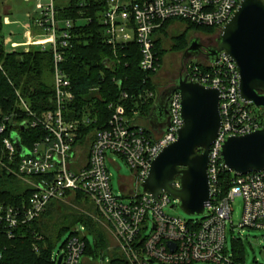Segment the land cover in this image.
Instances as JSON below:
<instances>
[{
	"label": "built area",
	"instance_id": "2783aa9c",
	"mask_svg": "<svg viewBox=\"0 0 264 264\" xmlns=\"http://www.w3.org/2000/svg\"><path fill=\"white\" fill-rule=\"evenodd\" d=\"M34 2L35 9L28 13L32 30L24 33L23 41L6 37L11 50H51L53 55L54 109L38 113L18 92L26 119L24 129L41 128L44 136L26 147V154L18 152L14 136L0 125L3 153L13 165L9 168L23 179L33 191L24 205L0 203V225L9 234L19 226L30 223L46 209L53 199H66L68 190L80 191L94 203L103 224L115 236L120 252L129 264H245L227 248L228 223L234 233L238 226L264 229V170L239 174L231 172L222 162L221 151L230 136L245 135L264 128V115L257 114L251 103L239 95V71L231 57L222 52L218 62L189 60L185 73L196 82L220 90L222 125L209 149L208 176L211 200L201 219L184 220L171 216L165 208L173 201L169 193L154 198L137 188L121 185L126 202L113 192L108 162L115 160L108 153L118 154L133 170L137 187L149 174L152 161L164 147L175 141L183 125L181 95L174 92L170 103L171 121L164 133L157 135L151 128L138 122L140 110L132 109V116L123 104H109L112 110L106 127L95 132L86 150L77 143L80 126L90 124L85 115L67 117L68 106L75 99L71 78L64 69L65 54L71 47L73 20H59L57 0H26ZM241 0H106L101 22L107 42L115 49L136 41L140 47V67L157 72L159 57L155 51L154 32L171 19L184 20L198 26H214L221 31L236 11ZM43 32L44 34H40ZM1 66V64H0ZM155 91L147 90L145 100H155ZM124 98L127 97L123 93ZM147 116V115H146ZM8 119V118H7ZM7 133V134H6ZM22 141V139H21ZM85 151V152H84ZM86 153V155H85ZM223 171L232 173L224 189ZM175 186L180 181L175 180ZM242 198L244 208L238 225L232 219L233 202ZM150 229L148 233L145 231ZM86 228L77 226L65 242L61 252L53 253L55 263L61 253L60 264H81L87 243ZM235 237V236H233ZM109 263L110 258H109ZM108 263V264H109Z\"/></svg>",
	"mask_w": 264,
	"mask_h": 264
},
{
	"label": "trees",
	"instance_id": "16d2710c",
	"mask_svg": "<svg viewBox=\"0 0 264 264\" xmlns=\"http://www.w3.org/2000/svg\"><path fill=\"white\" fill-rule=\"evenodd\" d=\"M106 6V0L57 2L58 19H71L75 23L71 47L66 51L63 64L75 93L74 101L68 106L67 117L81 118L85 115L91 119L90 124L80 126L77 138V143L85 149L93 141L95 132L107 126L112 113L109 104H123L130 116L132 109H138L146 116L154 100H145L142 96L147 90H157L154 77L158 71L148 72L140 67L141 52L136 41L115 49L107 42L101 22ZM173 21L168 20L159 28L163 36L155 37L157 30L154 32L160 66L166 52L161 45L169 37L168 27ZM187 25L190 30L208 33L218 30L214 26L188 22ZM4 26V16L0 15V125H6L7 133L17 130L23 144L30 147L43 138L44 131L37 127L22 130L21 123L26 119V113L21 108L18 92L38 113L54 109L53 55L51 50L42 51L37 46L30 47L28 51L23 48L11 50L4 42L8 36L4 33ZM173 38L172 50L186 49L188 41L185 34ZM123 93L127 94L126 98ZM263 115L262 111V118ZM4 135L0 133V203L21 206L28 201L33 188L9 169L13 163L3 153ZM231 177V172H222L224 189L228 188L227 182ZM82 225L86 228V255H109V264H129L120 251L111 248L109 233L94 203L84 193L71 190L67 191L66 199L51 200L39 217L19 226L11 234L0 225V264H56L53 253L57 243L65 233L69 236L73 229ZM88 235H92L94 244ZM234 252L236 258L243 260L241 242H237Z\"/></svg>",
	"mask_w": 264,
	"mask_h": 264
},
{
	"label": "water",
	"instance_id": "95a60500",
	"mask_svg": "<svg viewBox=\"0 0 264 264\" xmlns=\"http://www.w3.org/2000/svg\"><path fill=\"white\" fill-rule=\"evenodd\" d=\"M198 40L199 37L192 39L184 50L183 60L197 56L200 50ZM217 43V47L209 51L210 61L218 62L222 52L228 54L239 71L241 99L264 112V0H241L217 36ZM176 90L181 95L183 125L177 139L164 147L152 161L148 176L140 184V192L154 198L162 192L169 193L180 201L186 213L204 215L211 200L209 149L222 125L220 90L193 81L184 73L158 99L149 116L152 129L157 128L154 112H158L163 100ZM171 99L172 95L170 103ZM21 139L19 135L14 136L18 152L26 154L28 151ZM221 157L231 172L246 174L263 171L264 128L228 137L223 144ZM177 178L179 187L175 186ZM62 258L63 253L56 264H60Z\"/></svg>",
	"mask_w": 264,
	"mask_h": 264
},
{
	"label": "rangeland",
	"instance_id": "374dc122",
	"mask_svg": "<svg viewBox=\"0 0 264 264\" xmlns=\"http://www.w3.org/2000/svg\"><path fill=\"white\" fill-rule=\"evenodd\" d=\"M66 0H57V2L65 3ZM35 5L34 2H25L23 0H20V6L18 11L15 12V16L17 17L18 20L24 21L26 13L28 11H34ZM12 25V28L15 30V35L13 37V40L16 41H23V33L19 28V25ZM10 26H4V33L8 34L10 32ZM220 33V30H216L215 33L213 32H207L203 30H193V29H188L187 22L184 20H179V19H174L172 24L168 27V35L169 37L167 40H165L162 45L161 49L166 50L162 64L160 66V69L156 73L154 77V81L158 87L160 85L162 86L166 81L176 77L178 75L179 70L181 69V60H182V54L183 51H177V50H172L173 45L175 44L174 36H178L181 34H185L186 39L188 41V46L189 43L192 41L193 38L196 37H201L205 38L206 35H213L214 37H217ZM40 34H44L43 32H40ZM163 36L160 32V29H158L155 32V37L158 36ZM193 61H196V59H192ZM53 79V78H52ZM253 110L257 114L262 113V109L254 106L253 104L251 105ZM89 147V146H88ZM86 148V150L88 149ZM85 152V151H84ZM86 155V153H85ZM87 156V155H86ZM108 156L113 158L115 162H108V168L111 173V183L113 186V192L116 194L120 195L122 200L129 202L131 199L129 197H125L123 195V192L121 190V185H126L129 188H137V191L141 190V186L137 187L136 183H133L131 185V181L133 180V170L132 168L126 163L124 159H122L118 154L115 153H108ZM72 198L68 200V203L70 202ZM180 201L178 199H173L171 203H169L168 207L165 208V211L167 214L171 216H177V217H182L184 220H189V219H201L203 215H190L186 213L181 205ZM233 215L232 219L235 225H238L240 222V219L242 217L243 213V208H244V201L242 198H237L233 202ZM106 227V225H104ZM81 227V226H80ZM109 236H110V242H111V248H115L113 250L120 251L119 248L117 247L118 242L115 238V236L112 234V232L106 227ZM231 224L228 223V229L227 230V248L232 252L235 248V245L237 242H241L243 246V261L245 264H264V229L261 228H244L242 230L236 227V230L234 233L231 232ZM150 229L146 230L145 232L148 233ZM68 233H65L62 236V239L57 243V246L55 247V253L61 252L62 250V243L64 240L67 238ZM235 236V237H233ZM89 241L94 244V239L92 235H88ZM109 255H105L104 257L102 256H91V255H86L84 254L81 257L80 263L81 264H108L109 263ZM155 264H161L159 262H156ZM192 264H208L207 262L204 261H198L194 262Z\"/></svg>",
	"mask_w": 264,
	"mask_h": 264
},
{
	"label": "flooded vegetation",
	"instance_id": "af4514ba",
	"mask_svg": "<svg viewBox=\"0 0 264 264\" xmlns=\"http://www.w3.org/2000/svg\"><path fill=\"white\" fill-rule=\"evenodd\" d=\"M198 42L200 44V50H199L197 56L188 58L186 60H183V56H182L181 69L179 70L178 75L176 77L166 81V83H164L162 86L160 85V87H158V89L156 90L154 104H153L152 109L150 110V112L148 113V116H147L148 125L151 129H152V125L150 123L149 116H150V113L152 112L154 106L158 102V99L162 95V92H164V90L169 89L172 86H174L176 84L177 80L181 77V75H183L185 73V66H186L187 61L192 60V59H196V61H199V62H203V61L209 62L210 61V59H209L210 49L216 48L218 45L217 37H214L213 35H206V37L204 39L199 37ZM186 48H188V47H186ZM173 94L174 93L169 94L167 96V98H165L163 100V104L159 107L158 112H154L155 114H153L154 120L156 121L157 128L152 129V130L157 135L164 133L166 125L170 122V119H171L170 97H171V95L173 96Z\"/></svg>",
	"mask_w": 264,
	"mask_h": 264
},
{
	"label": "crops",
	"instance_id": "0c3cea01",
	"mask_svg": "<svg viewBox=\"0 0 264 264\" xmlns=\"http://www.w3.org/2000/svg\"><path fill=\"white\" fill-rule=\"evenodd\" d=\"M23 1L27 2L26 0H23ZM19 6H20V0H0V15L4 16L5 26H10L11 31L7 35L10 36L12 40H13V37L15 35V30H16L12 28V25L14 24L18 25L21 23V21L18 20L17 17L15 16V12L18 11ZM28 13H32V12L28 11L26 13L25 20L22 21L21 25H19V28L23 33V37H24V33L27 30L33 31L32 25L30 24V19L28 17ZM147 116L139 117L138 122L150 128L148 125Z\"/></svg>",
	"mask_w": 264,
	"mask_h": 264
}]
</instances>
